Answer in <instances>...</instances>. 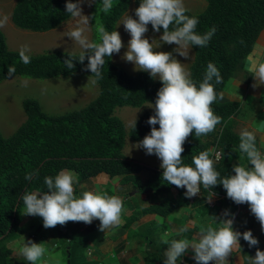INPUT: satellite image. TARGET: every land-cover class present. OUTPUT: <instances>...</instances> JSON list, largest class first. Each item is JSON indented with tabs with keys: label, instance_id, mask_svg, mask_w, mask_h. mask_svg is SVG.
I'll return each instance as SVG.
<instances>
[{
	"label": "trees",
	"instance_id": "obj_1",
	"mask_svg": "<svg viewBox=\"0 0 264 264\" xmlns=\"http://www.w3.org/2000/svg\"><path fill=\"white\" fill-rule=\"evenodd\" d=\"M205 1L207 5L203 11L191 13L187 10L185 14L198 18L197 33L203 34L212 27L216 31L207 46L190 45L194 51V59L189 65V72L198 85L203 80L208 63L212 62L222 76V83L215 86V91L219 93L231 78L243 70L244 61L264 28V0ZM67 2L68 0H16L11 19L21 29L48 31L71 17L66 11ZM71 2L75 3L76 0ZM140 2L141 0H135L136 8ZM112 5L108 12H104L103 0H94L90 13L95 14L91 20L92 42H101L95 29L96 24L103 25L109 32L115 30L117 21L128 8L129 0H112ZM148 26L152 29L151 24ZM161 31L163 32L162 28ZM69 54L78 57L81 52L27 54L31 62L25 65L19 52L9 49L5 34L0 29V81L15 76L47 79L78 72L91 76L90 70H84L88 63L87 56L83 64L74 60L75 68L67 69L63 61ZM105 61L103 79L96 82L98 93L86 105L64 113L49 114L43 110L37 98H24L21 106L25 120L8 136L0 131V264H6L11 252L4 239L13 236L17 230L21 207L25 206L22 195L25 192L47 191L45 177L54 178L62 170H73L78 179L77 184L87 182L92 176L102 173L110 178L119 176L121 185L130 183L140 191L150 188L151 184L155 185V192L159 193L162 191H157L158 188L173 186L163 179L162 168L151 170L143 183L138 174L145 166L124 154L126 137L139 142L150 133L152 126L147 120L155 111L140 115L136 129L132 126L126 129L124 121L116 114L117 109L123 106L140 107L147 102L155 104L162 82L152 78L146 71L130 73L113 62L112 57L106 56ZM10 65L16 69L12 76L8 75ZM211 107L216 115L222 117L221 123L213 132L198 138L193 131L183 145L182 160L194 167L193 157L214 146L221 153L220 160L214 164L216 170L221 177L234 175V163L229 156L233 149L240 151V135L233 131L230 117L237 112L238 104L233 101L220 102L217 98ZM155 127L158 129L159 125ZM29 172H37L38 175H34L30 181L26 180L25 176ZM201 188L202 196L193 202L178 188L177 197H164L150 203L128 216L125 223H131L140 214L167 216L181 205L204 204L210 191L203 186ZM213 191L223 196V202L228 206L235 205L227 197L222 185H217ZM92 223H84L85 231L93 229ZM66 260L68 264H73L71 249L66 251Z\"/></svg>",
	"mask_w": 264,
	"mask_h": 264
},
{
	"label": "clouds",
	"instance_id": "obj_2",
	"mask_svg": "<svg viewBox=\"0 0 264 264\" xmlns=\"http://www.w3.org/2000/svg\"><path fill=\"white\" fill-rule=\"evenodd\" d=\"M85 2L91 4V0H76L75 3L68 0L66 3L67 13L77 20L76 26L67 33V37L75 41L83 51L78 57L67 55L63 64L67 69H74L73 61L83 64L87 56L88 63L84 70H90V77L94 76L92 82L96 83L103 79L105 57L118 54L124 45L118 31L109 32L101 24L95 25L101 42L89 40L86 33L93 26L89 21L94 19L95 14H83L82 5ZM112 6V0H103L104 12H108ZM186 11L183 0H141L139 7L135 9L138 19L127 15L123 21L125 30L131 36L123 58L133 62L136 70L146 71L152 78H159L162 82L155 104L152 105L155 114L147 120L152 126L151 131L136 144L137 148H143L148 155L155 154L161 160L163 179L178 188H186L184 195L187 198L195 197L203 186L210 191V202L215 195L213 189L222 185L227 197L236 204L249 205L251 213L264 231V153L258 150L253 132L242 130L239 137V150L246 154L251 167L234 164V175L221 177L214 167L220 154L216 153L215 158H211L215 149L205 150L194 156V167L182 160L183 145L193 131L198 138L213 132L221 123L222 117L214 113L211 105L217 100V96L220 100L224 98L223 92L218 94L215 91V86L222 83V76L212 62L208 63L203 80L197 85L191 78V73L173 55L175 52L187 59L186 49L189 45L207 46L216 31L215 27H212L203 34L197 33L199 20L186 15ZM6 21L7 17H4V20L0 21V27ZM149 24L154 32L158 33L163 29L160 41L178 47L174 48L173 52L154 51L158 48L154 47L155 40L150 43L145 37ZM29 51L25 45L19 52V57L25 65L31 62L30 56L26 54ZM15 71V66L8 67L9 76ZM250 71L256 81L252 85L253 88L264 84V63H252ZM136 123L137 118L130 121V126L136 129ZM157 124L158 129L155 127ZM34 175L38 173L29 172L25 179L30 181ZM77 182L76 175L70 170H62L54 178L45 177L47 191L25 192L22 195L26 208L24 215L42 217L45 229L54 228L58 224L63 226L69 221L91 224L94 219L100 221L102 232L118 227L122 223L123 199L116 195L109 196L106 192L92 191H85L82 196H77L74 190V183ZM229 216L234 217V214H230L228 210L224 211L223 217L210 216L218 227L214 228L212 224L203 226L196 241L187 238L173 239L166 250L164 264H177L189 249L194 252L192 258L196 264H228V257L233 249L240 247L241 236L248 242L249 247L258 245L259 241L251 230L243 233L235 231L234 218H228ZM188 230L187 225L180 229L182 233ZM164 242L168 244L167 240ZM46 251L42 243H34L31 240L20 249V253L32 264H36ZM252 264H264V251L257 248Z\"/></svg>",
	"mask_w": 264,
	"mask_h": 264
},
{
	"label": "crops",
	"instance_id": "obj_3",
	"mask_svg": "<svg viewBox=\"0 0 264 264\" xmlns=\"http://www.w3.org/2000/svg\"><path fill=\"white\" fill-rule=\"evenodd\" d=\"M6 2L7 1L3 2V4H1L3 6L0 7V21H3L4 17H7V21L2 27H0V29L2 32L4 31L5 34L8 33L10 35V40L7 38L8 41H6L8 47H12L14 49L13 51L20 52L22 46L25 45H27L30 49L29 52H26L27 54H38L41 53L42 50H46V52L65 51L69 53H80L83 51L75 41L67 37V33L73 30L77 24V20L72 16L57 27L48 31L21 29L16 27L11 19L12 10L16 0H11L9 3ZM183 3L185 8L191 13H199L203 11L207 5L205 0H183ZM93 4L94 0H91L90 5L88 2H85L82 5L84 15H90ZM135 9V0H129L126 12L117 21L115 27V30L120 33L124 46L118 54L114 53L112 55L113 62L122 66L129 72L140 71L135 69L133 62L126 61L123 58L124 55H122L127 51L128 42L131 39L130 33L124 28L123 21L127 15H131L134 19H138L135 16ZM89 24L92 25L91 20L89 21ZM150 29L151 28L148 26V32L145 33V37L147 35H151V32H153L154 35L157 34ZM86 35L89 40L92 41V27ZM171 45L172 47L167 48L165 52H173V49L178 47L175 44ZM190 47L188 46L186 49L188 52L187 59L180 56L178 53L173 52V55L183 63L187 71H189V65L194 59V51L192 52L193 49L191 50L192 47ZM124 48H126V50H124ZM46 52L42 51V53ZM254 62L264 63V28L257 36L252 51L246 57L243 70L237 76L231 78L227 82L225 88L220 91L224 94L223 100H220L219 96H217V98L220 102L233 101L238 104L237 112L230 117V120L233 123V131L238 135H240L241 131L245 129L253 132L256 137V146L258 150L261 153H264V84H261L256 88L252 87L256 81L252 76L250 66ZM80 76L83 79L82 75ZM65 103L69 104L68 100ZM70 107L66 110H74L70 109ZM229 158L234 164L251 167L248 163L246 155L237 149H233L231 151ZM134 159L140 161V163L145 166V168L139 172V177L142 181L147 180L150 170L154 169L155 166H158V170H161V164L147 165L140 159ZM147 169H149L148 172H146ZM106 176V174L102 173L92 176L89 181H87L90 184L88 187L93 186L98 189L99 185L107 186L109 185V180H114V194L118 193V189H125V186L120 183L121 177L118 176L110 178L109 176ZM150 187H152L151 190L146 191V193H142L137 190L133 191L131 194H128V192L120 193V196L125 202L130 197L136 199L137 196L141 194L142 201L138 204V208L134 209L130 215L134 214L136 210L141 209L150 203H154V201H158L161 198L177 197L179 195L178 187L174 185L171 187L163 186V195L162 193L155 192L156 188H154V184H151ZM98 191L102 193L107 191L108 194L112 193L106 188H101ZM209 197L210 194L205 197L204 204L181 205L175 208L167 216H162L156 213L140 214L129 224L125 223L126 220H124L121 216L122 223L118 227L106 229L105 232L100 231V221H93L92 224L94 227L92 231H100V233L93 236L89 235V241L95 245V248H87L84 255L88 260H90L88 261L90 264H164L166 250L173 239L179 240L187 238L191 241H196L198 233L203 226L212 224L214 228L218 227L210 216L223 217L224 211L228 210L230 214H234V217H228L234 218V230L241 233L251 230L253 236L259 241L258 245L249 247L248 242H246L241 236L239 240L240 247L237 246L233 249L232 253L228 257V264H252V258L255 257L257 248L264 251V231L261 230L260 223L251 213L249 205L246 203H235V205L228 206L225 202H223L224 197L218 194H215L211 198V204L208 200ZM25 211L26 208L23 211L22 219L20 217L15 234L4 239L5 245L11 250L9 256L7 257L6 264H32V262L28 261L20 253L21 247H23L28 240H31L34 243H42L45 248L47 246V249H49L50 252L55 251L54 256L45 253L44 256L36 262V264H59L58 260L60 255L58 252L60 251L59 248L61 245H59V243H51L49 241L53 228H49L48 230L43 228V230H41L40 227L36 235L32 234L29 230L30 227L36 225L38 221L43 220H37L35 217L24 215ZM41 224H43V222H41ZM186 225L189 230L188 232L182 233L180 229ZM143 226H145L144 229ZM166 233L167 235H165ZM61 236L62 235L59 237L60 239ZM165 240L168 241V244H165ZM89 250L92 251L91 256H88L87 254ZM72 252L73 264H80L76 259V251L72 249ZM151 253H154V255ZM193 255V250L189 249L188 252L178 260L177 264H196L195 260L192 258ZM68 263L69 262L66 260L65 250V264Z\"/></svg>",
	"mask_w": 264,
	"mask_h": 264
},
{
	"label": "rangeland",
	"instance_id": "obj_4",
	"mask_svg": "<svg viewBox=\"0 0 264 264\" xmlns=\"http://www.w3.org/2000/svg\"><path fill=\"white\" fill-rule=\"evenodd\" d=\"M5 1H7L6 3H9L11 0H0V7L3 6L1 4H3V2ZM162 34L163 32L160 31L156 34L157 35L156 36L154 35L153 32H151V35L146 36V38L149 39L150 43L153 40H155L154 47H158V48L154 49V51L165 52L167 48L172 47V45L160 41V37L162 36ZM5 38L7 41L8 39L10 40V35L8 33L5 34ZM9 48L14 50L12 47ZM124 50H126V48H124ZM42 51L46 52V50H42ZM130 73H135V71ZM80 75H82L83 79L81 78ZM155 79L159 80V78H155ZM92 80L93 78L90 77L89 74L78 72L70 76H58L55 78H47V79H33L23 76H15L0 81V131L4 136H8L25 120V114L21 106V101L24 98H29V97L37 98L40 101L43 110L49 114L64 113L67 111L66 109H68L70 105H71L70 109H78L86 105L98 93V86L96 83H93ZM67 100L69 104L65 103ZM69 100L71 101L73 100V101L71 102ZM152 105L154 104L147 102L140 107L123 106L120 109H117L116 114L121 117V119L124 121L125 128L128 129L130 127V121H134L143 113L155 111ZM137 143L138 142L132 141L128 137H126L124 154L140 159L141 161L145 162V164L147 165L161 164V160L155 154L148 155L146 154L143 148H137L138 147V145H136ZM156 168H158V166H155V169ZM70 171H72L76 175V173L73 170ZM148 171L149 169L146 170V172ZM113 181L114 180H109V185H107L108 187L104 185H99L98 189H96L93 186L88 187V185L90 186L89 182H81L78 184L74 183L75 194L77 196H82L83 192L85 191L100 192L98 190H100L101 188L104 189L106 188L112 192L111 194H108L107 191H105L109 196L112 195L117 196L118 194V196L121 197L120 193L122 192L123 193L128 192V194H131L133 191L136 190L140 191L138 188H133L132 184L126 183L124 185L125 189H121V190L118 189V193L114 194L115 189H114ZM151 188L152 187L148 189H142V191L140 192L146 193V191H150ZM157 191L160 192L163 191V187L158 188ZM33 192H39V191H33ZM163 194L164 193H162V195ZM141 201H142L141 194H139L136 199L130 197L128 200H126V202L123 200V211L121 214L122 218L126 220L128 217L127 215H130L134 209L138 208V204H140ZM24 209L25 206L21 207V213H22L20 214L21 219L23 216ZM34 217L37 220L39 219L43 220V218L40 216H34ZM93 221H99V220L94 219ZM41 222L43 221H38L36 225L30 227L29 230L30 232H32V234L36 235L40 227L41 230H43L44 227L43 224H41ZM83 226H85L84 222L69 221L63 226L58 224L53 228V232L49 238V241L51 243H59V245H61V247L59 248L60 251L58 252L60 255V258L58 260L59 264H65V250L67 251V249H71V250L73 249L76 251L77 254L76 259L78 263L90 264L88 262L90 260H88L87 257H85L84 255L87 248L89 247L95 248V245H93L89 241L90 240L89 235L93 236L95 234L100 233V231H92V230L85 231ZM144 228L145 226H143V229ZM60 235H62L61 239L59 238ZM46 253L50 254L51 256H54L55 251L50 252V250L47 249ZM151 254L154 255V253Z\"/></svg>",
	"mask_w": 264,
	"mask_h": 264
},
{
	"label": "built area",
	"instance_id": "obj_5",
	"mask_svg": "<svg viewBox=\"0 0 264 264\" xmlns=\"http://www.w3.org/2000/svg\"><path fill=\"white\" fill-rule=\"evenodd\" d=\"M211 149H215V152L212 153V157H211V158H215V154H216V153H219L220 156H219V159L216 160V162L219 161L220 158H221V153H220V151L217 150L214 146H213ZM182 190H183L184 193L186 192V188H182ZM202 194H203V192H202V188H201V192H200V193H198L195 197L188 198V199H189L190 202H193V201H195L196 199H199V198L202 196ZM209 203L212 204V202H209ZM87 254H88V256H91V255H92V251L89 250V251L87 252ZM211 264H214V262H211Z\"/></svg>",
	"mask_w": 264,
	"mask_h": 264
}]
</instances>
